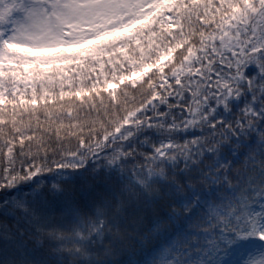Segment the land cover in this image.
<instances>
[{"label":"snow or ice","instance_id":"6c2138e0","mask_svg":"<svg viewBox=\"0 0 264 264\" xmlns=\"http://www.w3.org/2000/svg\"><path fill=\"white\" fill-rule=\"evenodd\" d=\"M0 264H264V0H0Z\"/></svg>","mask_w":264,"mask_h":264}]
</instances>
